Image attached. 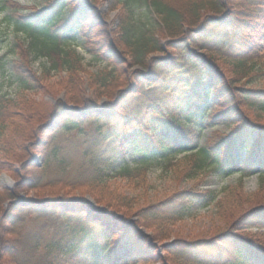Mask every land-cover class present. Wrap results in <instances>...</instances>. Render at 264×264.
Returning <instances> with one entry per match:
<instances>
[{
	"label": "trees",
	"instance_id": "1",
	"mask_svg": "<svg viewBox=\"0 0 264 264\" xmlns=\"http://www.w3.org/2000/svg\"><path fill=\"white\" fill-rule=\"evenodd\" d=\"M110 1L112 8L120 5L113 39L94 5L83 0H46L39 9L17 15L6 0L0 3V11L5 6L11 11L6 17L13 19L15 29L27 35L25 48L17 47L18 58L11 66L26 88L41 87L55 69L54 62L50 70L43 68L38 74L30 69L28 64L43 56L59 60L69 68V79L79 82L78 73L84 70L80 57L69 58L70 51L63 47L70 41L87 46L97 60H125L127 56L139 67L131 72L139 87L128 85L98 105L89 102L69 110L56 107L53 113L26 96L0 97V122L10 119L19 133H24L27 116L38 123L45 115H55L51 125L45 124L47 120L37 125L42 136L50 132L39 147H32L42 150L41 166L28 169L21 162L22 171L28 170L25 182L29 187L77 189L101 207L63 195L9 205L0 218L8 222L10 229L5 231L10 235L26 210L81 222L58 225L47 221L51 226L41 229L35 223L21 237L0 236V263L264 264V232L247 231L264 229V123L255 116L264 111V90L234 86L264 64L260 56L264 51V0ZM163 39L180 58L176 53L149 57L163 50ZM103 70L89 75L104 85L115 69ZM0 73L9 74L4 62H0ZM87 120L92 123L83 127ZM218 122L231 126L230 131L214 132L199 145L203 126ZM74 128L73 141H57L56 132ZM3 150L0 171L12 164L13 157ZM180 153L183 156L177 159ZM178 163V178L203 171L218 177L232 172L255 174L257 188L246 191L241 179L222 188V198L215 202L222 226H216L211 237L190 241L175 237L163 242L171 226L190 214L197 202L206 205L214 200V190L198 185L176 188L162 199L136 206L133 197L117 193L107 182L118 177L144 188L153 165L171 168ZM146 230L151 235L144 234Z\"/></svg>",
	"mask_w": 264,
	"mask_h": 264
},
{
	"label": "rangeland",
	"instance_id": "2",
	"mask_svg": "<svg viewBox=\"0 0 264 264\" xmlns=\"http://www.w3.org/2000/svg\"><path fill=\"white\" fill-rule=\"evenodd\" d=\"M1 1L3 0H0V3ZM6 1V6L11 9L15 15L35 11L46 2V0ZM83 1L94 5L93 10L97 11V16L105 21L110 31L112 30V39L113 37H116V33L113 28L115 27V23L118 19L120 5L118 4L112 8L113 6L110 0ZM1 5L3 4L1 3ZM6 6L4 11H0V62H4V64H6V69L9 74L2 75L0 73V97L18 99L20 96H26L31 98L32 101H34L36 105H39V107L43 108L44 111L50 112L52 110L53 113H55L56 107L68 109L77 105V107L80 108L89 102L98 105L107 101L111 98V96H115L121 89L127 88L128 85L129 87L135 85L136 88L139 87V85L135 84V79L131 77V72L137 69L138 65L130 63L127 56H125V60L122 58L116 61L113 58L106 60L104 57L97 60L93 56V52H90L87 46L77 41L66 42L63 44V47H65V50L70 51L69 58L72 59L73 56L80 57L78 62L84 70L80 69L81 71L78 73L80 77L79 82L74 81L72 78L69 79V68L61 65L59 60L56 62L55 58L49 61L43 56L33 59L31 64H28L30 69L36 70V74H38L43 68L50 70L53 67V62L56 66L55 69H51L45 79L42 80L43 84L41 87L39 85H37L36 89L24 87L17 80L16 74L13 72L11 66L12 60L15 57L18 58L17 47L21 46L22 49L25 48L27 35L17 31L14 25L11 24L10 20L12 18L6 17V15L10 16L11 11ZM147 15L151 16V13H148ZM167 42L168 41L166 39L161 40L163 50L152 52L149 54V57L155 55L161 56L165 55V53L175 55L176 52L174 49L169 47L167 48ZM176 55L178 58L181 57L178 53H176ZM260 56L264 61V51L260 54ZM111 67L114 68L115 71L112 74V77L108 76L104 85L102 84L104 81H97L94 75H89L91 72L94 73L96 71H104V68L108 69ZM35 83L37 84V82ZM65 85L68 86V89ZM234 86H246L264 90V64H261V70L259 72L254 73L247 80L246 78H242L239 81L234 82ZM129 87L127 90L134 91ZM72 93L74 94L72 95ZM73 97L79 98L77 100ZM255 116L257 120L264 123V111H257ZM27 117L23 121L24 133H19L18 129H15L16 126L10 123V119L1 120L0 122V158L4 156L3 149H6V151L8 150L9 153H13V157L10 158V163L12 164L0 171V216H3V212L5 213L7 211L9 205L15 202L20 203L23 199H42L62 195L69 198L83 199H86L87 196L94 202V205H90L93 207L96 206V208L100 209V205L97 204L92 197H90L87 193L80 192V190L75 189L69 191L59 185L32 188L29 187V183L25 182L28 170L22 171L20 168L21 162L23 161L26 165H28V169H30L29 167L41 166L42 158H40V155L42 150L40 148L32 149V147L34 145L39 147V142L42 137L50 135V132H47L42 136V134L39 133V130L37 131V125L43 123L42 120H47L45 124L50 123L53 121L55 115L50 117L45 115V118L43 117L38 123L32 122V120H29ZM56 119L58 120L59 118L56 117ZM91 121L92 120H87L86 123L82 124V126L85 127L87 124H91ZM230 129L231 126H227L223 122H218L213 126L204 125L200 135L198 136V144L201 145L206 141V139H210L214 132H229ZM76 134L77 130H75V128L69 132L60 130L59 132H56V139L61 142L65 140L73 141ZM30 145L31 147H29ZM28 148L29 152L26 153ZM182 156L183 153H180L176 156V158L178 159ZM180 163L171 168H162L156 164L153 165L147 172V185L144 188H135L132 184H128L124 179L118 177L111 178L107 182V185L117 193L124 194L127 197H133L136 206L152 203L156 200L162 199L167 194L173 192L176 188L182 190L188 189L192 185H198L201 189L210 188L214 190V193L217 194L214 200L210 201V203H207L206 205L197 202L191 209L190 214L186 215L184 218L171 226L170 236L163 242H169L175 237L182 238L185 241L201 237H211L215 229L218 226H222V223L216 215L215 207V202L222 198V188L224 186L233 185L240 179L242 186L246 191H253L257 188L258 180L255 174L240 176L238 172H232L225 177H218L214 172L203 171L199 172L194 177L179 176L180 178H178V170L175 168ZM5 177L10 180V182H8V180L5 182ZM30 211L31 210H28L27 212L26 210L23 213L20 219L21 221L14 226L11 235L9 232L5 231V228L10 229L5 217L4 219L0 218V236L10 235L12 239L18 238L20 235H24L30 227L35 228V223L37 224L36 229H41L43 226H51L47 221L58 225H62L61 222L63 221L71 224H78L81 222L78 219H71L70 217L68 219H60L57 215L33 214ZM119 214L120 213H117V215ZM132 218L135 219L136 217L132 216ZM244 231H246V229H244ZM247 231L262 233L264 232V229L260 230L253 228L247 229ZM143 233L151 235L150 230L143 231ZM151 264H158V262Z\"/></svg>",
	"mask_w": 264,
	"mask_h": 264
},
{
	"label": "bare ground",
	"instance_id": "3",
	"mask_svg": "<svg viewBox=\"0 0 264 264\" xmlns=\"http://www.w3.org/2000/svg\"><path fill=\"white\" fill-rule=\"evenodd\" d=\"M51 124H52V121H51L50 123H48V125H51ZM7 180H8V179L5 177V178H4V181L7 182ZM8 182H10V180H8ZM84 200L87 201V202L91 201V199H89V197H87V196H86V199H84ZM5 208H6V207H5Z\"/></svg>",
	"mask_w": 264,
	"mask_h": 264
},
{
	"label": "water",
	"instance_id": "4",
	"mask_svg": "<svg viewBox=\"0 0 264 264\" xmlns=\"http://www.w3.org/2000/svg\"><path fill=\"white\" fill-rule=\"evenodd\" d=\"M88 203L92 204V203H93V201L91 200V201H89Z\"/></svg>",
	"mask_w": 264,
	"mask_h": 264
}]
</instances>
